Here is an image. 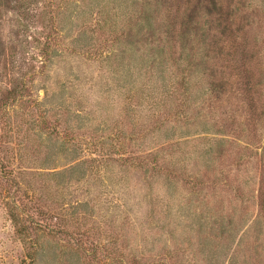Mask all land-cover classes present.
<instances>
[{"label":"rangeland","instance_id":"1","mask_svg":"<svg viewBox=\"0 0 264 264\" xmlns=\"http://www.w3.org/2000/svg\"><path fill=\"white\" fill-rule=\"evenodd\" d=\"M0 264H264V0H0Z\"/></svg>","mask_w":264,"mask_h":264}]
</instances>
